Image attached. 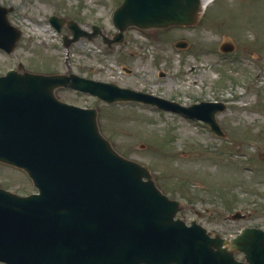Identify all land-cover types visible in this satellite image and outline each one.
Returning <instances> with one entry per match:
<instances>
[{
    "label": "rangeland",
    "instance_id": "rangeland-1",
    "mask_svg": "<svg viewBox=\"0 0 264 264\" xmlns=\"http://www.w3.org/2000/svg\"><path fill=\"white\" fill-rule=\"evenodd\" d=\"M121 1L0 0L13 6L8 19L22 31L13 52L0 49V74L21 62L28 71L71 70L185 106L223 102L216 120L224 136H218L203 120L169 109L56 91L60 99L97 109L101 134L118 153L146 165L165 194L183 201L177 216L187 223L197 219L225 238L243 227L264 229V0H213L193 25L129 27L112 48L96 38L66 48L67 28L58 32L48 21L52 14L63 16L85 29L97 24L109 35L115 31L112 11ZM180 40L185 47L175 46ZM224 43L232 50L222 51ZM242 87L250 93V109L235 97ZM0 186L19 194L36 191L24 171L5 163ZM236 210L245 217L230 219ZM235 257L243 259L240 252Z\"/></svg>",
    "mask_w": 264,
    "mask_h": 264
},
{
    "label": "water",
    "instance_id": "water-1",
    "mask_svg": "<svg viewBox=\"0 0 264 264\" xmlns=\"http://www.w3.org/2000/svg\"><path fill=\"white\" fill-rule=\"evenodd\" d=\"M200 0H123L113 11L117 32L104 36L111 47L129 26L141 29L191 25ZM0 5V47L11 51L20 32ZM64 23L69 46L94 34L74 20ZM94 30L99 28L94 25ZM176 46L184 47L185 42ZM223 51L232 49L227 43ZM68 86L106 102L140 101L204 120L223 135L215 114L222 102L190 106L76 73H32L21 64L0 76V162L26 171L38 193L20 195L0 187V261L6 264H264V229L244 227L231 239L209 232L157 187L147 166L119 154L100 132L97 109L59 100ZM199 214V213H198ZM239 211L231 219L243 218ZM243 253V260L235 252Z\"/></svg>",
    "mask_w": 264,
    "mask_h": 264
},
{
    "label": "bare ground",
    "instance_id": "bare-ground-1",
    "mask_svg": "<svg viewBox=\"0 0 264 264\" xmlns=\"http://www.w3.org/2000/svg\"><path fill=\"white\" fill-rule=\"evenodd\" d=\"M211 1H213V0H200L201 11H203L209 5V3ZM42 29H44V28H42Z\"/></svg>",
    "mask_w": 264,
    "mask_h": 264
},
{
    "label": "flooded vegetation",
    "instance_id": "flooded-vegetation-1",
    "mask_svg": "<svg viewBox=\"0 0 264 264\" xmlns=\"http://www.w3.org/2000/svg\"><path fill=\"white\" fill-rule=\"evenodd\" d=\"M96 39L100 40L101 39V36H97ZM60 89V88H59Z\"/></svg>",
    "mask_w": 264,
    "mask_h": 264
}]
</instances>
